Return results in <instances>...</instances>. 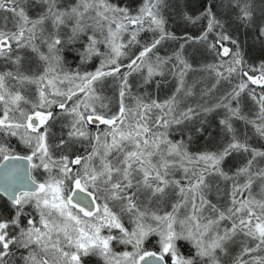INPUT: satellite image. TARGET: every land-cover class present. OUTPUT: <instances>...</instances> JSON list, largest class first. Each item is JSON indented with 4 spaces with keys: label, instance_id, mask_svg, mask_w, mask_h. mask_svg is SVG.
Here are the masks:
<instances>
[{
    "label": "snow or ice",
    "instance_id": "1",
    "mask_svg": "<svg viewBox=\"0 0 264 264\" xmlns=\"http://www.w3.org/2000/svg\"><path fill=\"white\" fill-rule=\"evenodd\" d=\"M167 7L0 0V264H264V144L250 143L264 141V59L249 57L250 46L264 49V8L176 5L198 32L177 34ZM192 46L214 56L203 71L215 81L194 105ZM107 78L115 97L102 94Z\"/></svg>",
    "mask_w": 264,
    "mask_h": 264
},
{
    "label": "trees",
    "instance_id": "2",
    "mask_svg": "<svg viewBox=\"0 0 264 264\" xmlns=\"http://www.w3.org/2000/svg\"><path fill=\"white\" fill-rule=\"evenodd\" d=\"M129 3H132L134 7H138L141 3V0H128ZM168 7L164 10L165 15L169 17V28L171 30H174L177 32V34H183L184 31H188L193 34H198L195 28H193L191 25H188L185 27L183 22L179 20L176 17V12L178 11L176 5H179L180 9H184L185 5L188 6V10L191 11L194 7V5H197L199 0H165ZM225 7H218V11L220 13H227L228 9L226 7L227 0H222ZM220 3V0H218V5ZM255 6L257 8V14H259V10L261 8H264V0H254ZM30 14H35L34 10L30 11ZM0 15H4L0 13ZM9 17L11 16L10 13L7 14ZM175 21V22H173ZM0 23H4L2 19H0ZM9 26H11V21L9 20ZM146 34H142L144 36ZM251 44V42H250ZM171 42L166 43L164 48L160 49L161 54L163 55L165 52L171 51V48L174 47ZM189 62L192 63L194 71L189 72L187 80L190 85L194 84V93L195 95L192 97H189L186 103L188 104H196L197 102L201 101V93L206 91L208 88H211L212 84L215 82L214 78L206 71H203V65L214 62V56L212 54L207 53L204 50H201L198 48V46H192L189 47L186 53ZM249 57L253 59L256 63H259L261 59H264V49L261 48L259 44H256L255 47H249ZM127 62V61H125ZM98 64V61H96L94 64L90 65L88 67V70H94V67ZM0 65L2 68L3 62L0 61ZM157 79H160V77H157ZM130 80L135 85L139 81L138 74L134 75L133 77H130ZM174 82L169 78L168 86L162 87L159 91V98L164 99L167 96L171 94V91L173 90ZM219 90L222 92L224 89L230 87L229 84L223 83L218 86ZM255 87V86H251ZM153 93V95H156V92L153 89H149ZM102 94L107 97H115L117 95V89L113 86V80L112 78H107L105 81L104 88L102 90ZM204 99H209V97H204ZM113 111L116 110L117 105L115 102L112 105ZM241 108L245 113H250V110L254 109L253 102L251 99L247 96V93H243L241 97ZM209 122L212 125V128L209 130L213 132V135L217 134V121H218V115L216 113L209 114L207 117ZM103 127V126H101ZM236 127L241 131H248L249 134H251L250 129H245L242 122L237 121ZM60 130V123L55 124L54 131L57 133ZM94 130V129H93ZM15 143V142H14ZM254 146H260L261 144H264V141H259L257 138L253 137V139L250 141ZM206 146L205 141L203 138H200L199 140H194V143L192 145V150H201ZM208 147H211L212 145H207ZM22 151V148L18 149ZM244 162V157H235L228 161V164L225 165V170H228L229 168H232V170L235 169V167L239 166L241 163ZM260 166H264V163H262ZM38 178H42L39 173L36 174ZM221 186H223V182H221ZM259 192V184H257L254 189L253 193L256 194ZM210 199H212L214 202L216 201V193H215V187L213 188L212 193L209 196ZM0 200L6 202L7 199L5 197L0 198ZM123 246H117L116 250H122ZM86 264H102V261L99 260L98 257H89L86 258Z\"/></svg>",
    "mask_w": 264,
    "mask_h": 264
},
{
    "label": "rangeland",
    "instance_id": "3",
    "mask_svg": "<svg viewBox=\"0 0 264 264\" xmlns=\"http://www.w3.org/2000/svg\"><path fill=\"white\" fill-rule=\"evenodd\" d=\"M0 67H1V65H0ZM123 250V249H122ZM117 251H119V250H117Z\"/></svg>",
    "mask_w": 264,
    "mask_h": 264
},
{
    "label": "water",
    "instance_id": "4",
    "mask_svg": "<svg viewBox=\"0 0 264 264\" xmlns=\"http://www.w3.org/2000/svg\"><path fill=\"white\" fill-rule=\"evenodd\" d=\"M7 199V197H5Z\"/></svg>",
    "mask_w": 264,
    "mask_h": 264
}]
</instances>
